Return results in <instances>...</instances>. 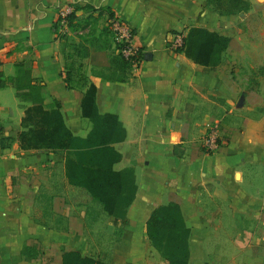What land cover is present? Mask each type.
<instances>
[{
  "label": "crops",
  "instance_id": "obj_1",
  "mask_svg": "<svg viewBox=\"0 0 264 264\" xmlns=\"http://www.w3.org/2000/svg\"><path fill=\"white\" fill-rule=\"evenodd\" d=\"M63 6L74 19L61 34ZM82 14L116 15L134 29L142 52L137 71L113 65L111 35L73 30ZM192 27L229 40L215 46L210 65L168 49L170 33L187 35ZM65 41L89 51L83 71L95 86L97 113L118 122L109 145L120 158L112 167L133 169L134 197L122 218L109 216L67 184L72 150L9 141L0 148V264H63L68 251L106 264H169L147 227L150 214L167 204L179 207L185 223L186 264H242L246 249L255 264L264 255V0H0L3 78L22 62L44 85L45 103L58 101L65 125L85 139L92 122L81 114L85 88L65 82ZM26 105L11 85L0 88V133L17 138ZM216 120L222 145L208 154L198 138ZM45 194L51 205L40 204ZM92 214H103L108 236L117 226L106 255L90 244ZM218 244L232 245L233 255H214Z\"/></svg>",
  "mask_w": 264,
  "mask_h": 264
},
{
  "label": "trees",
  "instance_id": "obj_2",
  "mask_svg": "<svg viewBox=\"0 0 264 264\" xmlns=\"http://www.w3.org/2000/svg\"><path fill=\"white\" fill-rule=\"evenodd\" d=\"M85 8L93 9L90 5ZM68 24L74 19L71 13ZM109 31V30H108ZM228 38L203 28L189 29L180 52L201 65H210L215 46L225 48ZM65 58L67 87L85 88L81 100V114L89 118L92 127L85 139L73 136L63 122L60 104L53 100L45 103L44 85L33 82L30 70L22 62L16 64L14 76L3 78L0 73V88L6 84L15 89L16 97L24 103L22 130L17 138L0 133V148L9 145V141L18 140L22 149L48 150L54 153L69 152L65 159V176L69 185L84 190L92 203L100 205L102 211L114 217L122 218L125 208L134 197L136 186L132 168L120 171L113 169V164L120 158L109 144L117 125V117L111 114H98L95 105V86L88 84L83 71V58L88 49L82 44L66 43L61 45ZM118 64L122 71L130 68L129 63L119 54ZM148 233L153 246L161 255H166L169 264H186L188 255L185 241L187 231L179 207L167 204L156 208L147 219ZM63 264H106L92 257H81L78 252L68 251L63 254Z\"/></svg>",
  "mask_w": 264,
  "mask_h": 264
},
{
  "label": "built area",
  "instance_id": "obj_3",
  "mask_svg": "<svg viewBox=\"0 0 264 264\" xmlns=\"http://www.w3.org/2000/svg\"><path fill=\"white\" fill-rule=\"evenodd\" d=\"M73 12L71 6H63L58 11L57 22L60 25L59 32L64 34L68 28V15ZM107 28L116 47V53L129 63L132 71H137L142 59L141 46L134 29L119 16L112 15L107 19ZM186 34L172 32L168 38V49L173 52L181 51ZM222 128L219 120L209 123L206 130L198 138L201 150L211 154L222 145Z\"/></svg>",
  "mask_w": 264,
  "mask_h": 264
},
{
  "label": "rangeland",
  "instance_id": "obj_4",
  "mask_svg": "<svg viewBox=\"0 0 264 264\" xmlns=\"http://www.w3.org/2000/svg\"><path fill=\"white\" fill-rule=\"evenodd\" d=\"M107 20L105 19V16L102 14H98L95 16H89V15H80L78 16V19L76 22L73 23V30H78V29H83L87 28L88 33L91 35H94L96 33H100L102 36L105 37V39L109 40V35L110 32L108 31L107 28ZM109 36V37H108ZM118 57L116 54L112 58V63L113 65H117L118 62ZM119 65V64H118ZM113 78H116L114 75L112 76ZM68 184V183H67ZM72 186V185H71ZM40 204L42 205H51V197L47 194H45L42 199L40 200ZM92 217H95L96 219H93L92 225H89V222L87 220V233L89 234V241L90 244L93 245L96 249H102L103 255H106L109 253L110 247L114 244V240L117 239L116 237V227L110 225V230L112 231L109 236L106 234V226H107V221L103 214H96V215H91ZM94 224V225H93ZM115 229V230H114ZM212 253L214 255H233V246L232 245H226V244H218V245H213L211 246ZM250 250L246 249V251L243 253V257H246L245 259L243 258L242 264H249L250 258ZM148 255H156L152 251L148 252ZM258 260L256 261L255 264H264V255H257Z\"/></svg>",
  "mask_w": 264,
  "mask_h": 264
}]
</instances>
